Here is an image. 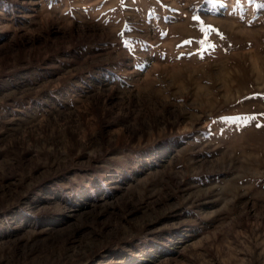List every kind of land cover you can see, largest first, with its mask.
<instances>
[{
	"label": "rangeland",
	"instance_id": "obj_1",
	"mask_svg": "<svg viewBox=\"0 0 264 264\" xmlns=\"http://www.w3.org/2000/svg\"><path fill=\"white\" fill-rule=\"evenodd\" d=\"M0 264H264V0H0Z\"/></svg>",
	"mask_w": 264,
	"mask_h": 264
},
{
	"label": "snow or ice",
	"instance_id": "obj_2",
	"mask_svg": "<svg viewBox=\"0 0 264 264\" xmlns=\"http://www.w3.org/2000/svg\"><path fill=\"white\" fill-rule=\"evenodd\" d=\"M209 3H216L217 0H208ZM193 19H199V17L194 16ZM203 33H204V39L199 41V43L203 46V45H207L208 48H215L214 44H210L209 43V35L210 33L214 32L215 30L212 29L211 27L208 28H204L203 26L200 29ZM192 41H186V43H191ZM206 50V49H205ZM225 121H240V120H244L245 122L249 119H253V117H224L223 118Z\"/></svg>",
	"mask_w": 264,
	"mask_h": 264
}]
</instances>
